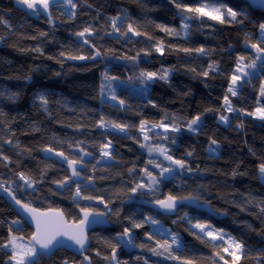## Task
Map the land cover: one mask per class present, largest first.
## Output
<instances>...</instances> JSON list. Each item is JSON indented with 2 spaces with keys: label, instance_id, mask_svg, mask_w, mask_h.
Returning a JSON list of instances; mask_svg holds the SVG:
<instances>
[{
  "label": "trees",
  "instance_id": "trees-1",
  "mask_svg": "<svg viewBox=\"0 0 264 264\" xmlns=\"http://www.w3.org/2000/svg\"><path fill=\"white\" fill-rule=\"evenodd\" d=\"M16 1L0 0V18L7 22H0V37L4 38L0 41V91L5 93L4 97H0V109L6 114L0 117V136L4 140L12 139L13 145L18 142L20 147L10 146L0 140V153L9 158L8 161L0 158V183L11 185L18 198L30 202L39 210L60 208L65 211L69 221L78 220L79 209L71 201L75 185L71 190L60 192L53 183L70 175L67 165L58 162L54 156L50 157L42 149L50 145L67 153L71 151L68 142L84 141L83 147L92 152L93 157L85 158L91 163L83 174L93 175L91 164L100 159L98 148L94 145L111 139L116 159L97 165L96 192L93 194L103 196L105 200H114L115 204L110 207H122V211L119 217H107L109 228H99L89 233L90 246L84 255L91 257L92 264H108L95 252L97 249L102 254L111 252L103 241L115 243L116 235L122 233L124 227H131L125 217L131 216L139 221L144 215L153 216L160 221L163 229L179 235L183 250L175 252V255L195 259L197 264H223L219 259V255H223L231 264V259L221 248H213L190 234V225L181 219L185 214L193 222L199 220L208 223L243 242L249 259L243 260L241 264H257L255 257L264 256V215L258 206L259 201L264 200V182L258 178L257 171V165L264 160V121L243 113H224L222 106L236 56L255 55L253 50L245 47L246 34L251 36V43L260 39L258 25L264 22V12L252 9L240 0H223L234 11L247 13L243 24H221L207 17L193 18L190 30L184 37L182 31L179 36L168 35L157 27L165 25L180 30L182 21L173 0H74L77 3L74 18H70L73 10L65 12L60 4L50 8L54 25L49 24L47 14L43 11L39 15L33 14L16 6ZM181 2L191 7L198 6V0ZM125 14L127 18L121 32L127 29L128 23H132L138 31L153 39L149 40L144 35L132 37L129 34L130 38L119 34L107 35L112 32L110 18ZM87 26L95 29V35L89 39L100 49L102 56L96 61L60 57L61 51L84 55L92 51L82 45L76 36ZM41 32H46L47 36H41ZM159 40L165 42L164 56L152 48ZM168 45L192 49L203 47L208 54L194 51L186 54ZM37 47L42 50V54L33 51ZM142 49L150 51L151 55L145 56ZM137 52H141L138 66L133 61L121 58L125 55L135 56ZM213 62L218 64V71L210 72L207 78L197 75ZM162 66L175 68L169 82L156 81L147 88L146 97L141 96V89L144 88L135 81L139 71L157 70ZM192 68L196 72L190 71ZM106 70L109 75L125 82V86L116 91L126 101L125 106L112 107V102L101 97L102 73ZM250 72V83L240 89L237 97H230L237 109L253 111L257 106L259 85L264 80V66L259 62ZM129 77H133L132 82L128 81ZM10 93L17 94L18 98L15 101L7 99ZM38 93L47 94L50 101L48 112L39 107V101L35 99ZM149 100L157 107L148 103ZM165 113L170 117L175 115L178 124L200 114L202 127L196 134L186 128H182L178 134H168L176 138V144L171 145L174 158H185L186 152H193L191 157H187L193 172H185L182 176L164 181L161 184L163 193L197 197L199 203L208 204L217 215L225 214V217L215 219L186 206H181L175 216H164L138 206L137 202L151 200L150 196L139 194L133 195L131 204L121 205V200L128 201V195H131L128 189L139 182V169L145 167L150 158L147 150L140 146L144 142L138 130L140 121H159ZM222 113L230 116L227 126L218 121ZM101 115L131 127L126 134L98 128L96 122ZM8 125L11 132L7 130ZM210 138L218 142L216 154L207 151ZM160 142L159 138L151 141L154 144ZM133 166L137 172L129 175L128 169ZM148 167L153 170L150 165ZM234 171L237 173L235 176L232 174ZM20 172L34 180H41L42 172L46 173L42 182L36 185L37 192H24L17 187L23 183L17 176ZM50 189L57 194L52 195ZM121 189L123 192L116 195ZM249 200L252 202L249 203ZM80 205L105 211L104 206L95 201H80ZM14 219L20 218L0 198V241L7 238L9 224ZM21 222L23 231L17 232L13 227V232L23 235L27 240L32 230ZM132 231L134 243H144L147 247L118 248L117 255L122 264L125 261L127 264H144L145 260L147 264H179L178 261L167 259L166 253L156 256L148 250L155 243L148 241L145 233H153L156 239H166L163 235H156L152 225L145 224ZM64 260L69 264H81L83 256L58 250L50 257L41 256L38 264H63ZM7 261L6 251H0V264Z\"/></svg>",
  "mask_w": 264,
  "mask_h": 264
},
{
  "label": "snow or ice",
  "instance_id": "snow-or-ice-1",
  "mask_svg": "<svg viewBox=\"0 0 264 264\" xmlns=\"http://www.w3.org/2000/svg\"><path fill=\"white\" fill-rule=\"evenodd\" d=\"M58 0H17V3L26 6L28 10H31L33 14L39 15L41 11L47 14L49 24L54 25V20L50 12V8L57 4ZM176 8L179 10L180 18L182 21L180 30L171 28L165 25H157L161 31L168 35L179 36L180 32L183 31L185 36H187L190 30V22L193 18L200 19L207 17L208 19L217 21L221 24L223 23H237L243 24L244 18L247 13L240 11H234L233 7H230L223 0H198V6L191 7L187 4L181 2V0H173ZM64 6V11L68 12L69 7L73 11L70 12V18H74L77 8V3L74 0H62ZM260 4L264 7V0H260ZM189 13L192 15H185ZM126 14L124 16H115L110 18V27L112 29L111 33H106L107 35L119 34L124 38H130L137 36H147L146 33L140 32L132 23H128L127 29L121 32V27L126 19ZM0 22L7 23L0 18ZM258 31L260 39L251 43V36L246 34L245 47L250 48L254 51V57H246L245 55H237L235 67L229 76V83L227 86L226 93L223 97V112L224 113H243L244 115L251 116L255 119L264 121V80L261 81L259 85V97L257 99V106L253 111H246L244 109H237L233 106L230 97H237L239 95L240 89L246 84L250 83L251 72L249 70L255 69L257 67V62L264 66V22L258 25ZM41 36H47L46 32H41ZM95 35V29L92 26L84 27L82 31L76 33V36L80 38L81 44L88 46L92 51L87 54H72L70 52L61 51L59 56L67 60H92L96 61L102 56V52L96 47L94 43H91L90 37ZM35 39V37H32ZM119 38V37H117ZM4 38L0 37V41ZM147 39L151 40L153 37L147 36ZM169 48H175L176 51H182L186 54L191 52H197L202 55H207L208 52L205 48H177L173 45H168ZM153 50L159 53L161 56L165 55V42L163 40L157 41L153 46ZM33 51L41 52L40 48H35ZM141 52L145 56L151 55V52L142 49ZM141 52H137L135 56L125 55L121 57L125 60L133 61L136 66L140 63ZM51 59V57H49ZM58 62H62L59 61ZM219 70L217 63L213 62L208 65V68L197 75H201L205 78L209 77L210 72H216ZM175 68L161 67L157 70L141 69L138 75L135 77V81H138L140 85L143 86L146 91L147 88L156 81H163L168 83L172 72ZM192 72H196L195 68L190 69ZM30 79V77L28 78ZM119 80L116 76L109 75L108 71L102 73V79L100 84V95L106 101L114 102L112 107L125 106L126 101L121 99L115 88L113 87V81ZM129 82L133 81V77L128 78ZM123 83V81H121ZM5 93L0 91V97H4ZM18 95L15 93H10L7 99L15 101ZM39 101V107L44 111L48 112V105L50 103L47 98L46 93H38L35 97ZM152 104V101H148ZM153 107L157 105L152 104ZM212 109H207L206 111H211ZM6 114L0 109V117ZM175 115L169 116L165 113V116L159 121H148L141 120L139 124V132L143 135V143L140 144L141 148H145L149 154V159L147 160L145 167L139 169L140 176L139 182H135L132 187L128 189V200L131 201L133 195L139 194L140 196H150L151 200L148 201L151 205L158 208L162 213H174L179 205L184 202H196L197 197L194 196H177L171 192L164 194L161 188V184L166 180L175 179L177 175H183L185 172L191 173L193 169L189 166L187 157L193 155L192 151L186 152L185 158H174L171 152V145L176 144V138L174 136H169V133H180L182 128H186L189 132H197L202 127V118L200 114L195 115L191 119L186 120L183 124H178L176 122ZM219 121L225 125L230 124V116L226 114L219 115ZM2 123V121H0ZM242 125H238L241 127ZM96 127L101 129H106L110 131H115L119 133H127L128 129L131 127L127 123L117 122L114 120L106 119L103 115L100 116L99 120L96 122ZM158 129H162L163 132H158ZM7 130L11 132L10 125L7 126ZM36 130H39L38 128ZM151 133L152 135H149ZM12 135H15L12 132ZM154 138H159L160 143H151ZM0 140L4 143L19 148L20 145L16 142L13 145L12 139L4 140L0 136ZM84 141L68 142V148L71 150L65 152L64 150H57L52 146H45L42 151L49 156H54L58 158V162L67 165V169L70 171V175H65L63 179L55 180L53 183L56 185L58 191L71 190L72 186L75 185L74 191L71 192V201L82 213V218L78 220H71L66 216L63 209L60 208H50L48 211H40L38 208L33 207L30 202H25L22 198H18L16 191L13 190L11 185L6 186L5 183H0V190L7 194V196L15 202L19 208L31 218V221L35 224V231H33L30 236L25 241L23 235H16L13 232V227H15L17 232H22V222L20 219H14L10 222L8 227V236L6 239L0 241V251H6L8 254V261L5 264H38L39 258L42 255L51 254L52 251L57 248V246H62L65 241H70L71 244L75 245L80 253L83 255L88 250L90 245V237L88 235V228L91 224L96 223L97 217H109L115 215L120 216L122 211L121 208H113L110 205L115 204L114 200H105L103 196L95 195V171L97 165L101 164L102 160L107 159L109 161L115 160L116 156L114 154V146L111 139L106 140L99 145H94L98 148V153L100 159H96L94 164H91V171L93 175L83 174L88 168L91 161L86 160V157H93V153L88 151L83 147ZM219 145L215 139L210 138V143L207 151L210 154H216ZM255 155V153H253ZM0 158L8 161L7 156H3L0 153ZM162 158V159H161ZM164 162H168L165 164ZM151 166L153 170L158 169V172L150 170L148 166ZM198 171V169H197ZM258 178L264 182V160H262L257 165ZM137 172L135 166L128 169L129 175ZM233 176L237 175L234 171ZM46 173L42 172L41 180H34L32 177L26 175L24 172L17 174L18 179L23 183L17 185L19 189L24 192L31 190L32 193L38 191L36 185L42 182L43 176ZM104 179V177H101ZM15 183V182H12ZM52 195H56V191L49 190ZM123 190H118L116 195H119ZM80 201H95L98 204L104 206L105 211H96L91 207L81 206ZM126 201L121 200L120 203L123 205ZM249 203L252 201L249 200ZM260 213L264 215V200L259 201ZM243 210V209H242ZM129 221L131 227H124L122 233H118L115 237V243L111 240H104L103 242L111 249L108 254H102V252L97 249L95 255L101 257L103 260L107 261L108 264H122L117 255V249L122 246H132L144 249L147 247L144 243L135 244L133 240V229H139L145 226V224L152 226H159L160 221L151 215H144L143 219L137 221L134 217H125ZM181 219L186 220L190 225V234L193 235L197 240L202 243L209 244L213 248H221L222 252L226 253L231 257V264H241L243 260L249 259V254L245 248V245L240 240L232 237L224 232L223 229H215L212 225L208 223L196 220L193 222L192 218L185 214ZM176 223V221H173ZM198 230V231H197ZM164 231L170 236L169 239H156L155 235L151 232L145 233L146 239L148 241H154L155 246L149 248L148 250L156 256H162L167 254V259L178 261L179 264H197L195 259H189L186 257L175 255L177 251L183 250V245L180 242L179 235L171 230H162L160 227L155 228L156 235H163ZM219 255V253H217ZM140 259V257H137ZM219 259L223 261V264H229V261L224 258L223 255H219ZM257 264H264V256L255 257ZM63 264H69L67 260L63 261ZM81 264H92V259L88 255H83V260ZM127 264V262H123ZM147 264V261H144Z\"/></svg>",
  "mask_w": 264,
  "mask_h": 264
},
{
  "label": "water",
  "instance_id": "water-1",
  "mask_svg": "<svg viewBox=\"0 0 264 264\" xmlns=\"http://www.w3.org/2000/svg\"><path fill=\"white\" fill-rule=\"evenodd\" d=\"M245 2L246 4H248L252 9L254 10H258V11H262L264 12V7L261 6L260 4V0H240ZM0 198H2L9 206H11V208L14 210V212L17 214V216L27 225L29 226V228L33 231H35V224L31 221V218L29 216H27V214H25L18 205L15 204L14 201H12L6 193H4L2 190H0ZM132 201H126L124 204L129 205L131 204ZM138 206H143L146 207L152 211H155L157 213H160L164 216H175L177 210L181 207V206H186L189 207L191 209H194L198 212L201 213H205L215 219H221L223 217H225V214H220L217 215L208 204L205 203H199L198 201L196 202H184L183 204L179 205L178 208L175 210L174 213H162L158 208L154 207L153 205H151L148 202H137ZM40 211H48V210H40ZM80 218H82V213L78 212ZM97 222L93 223L89 226L88 228V235L92 230L95 229H99V228H109L110 227V223L107 219V217H97L96 218ZM90 246V245H89ZM89 249V247H88ZM58 250H64L67 251L75 256H83L85 253H83V255L80 253V251L78 250V248L71 244L70 241H65L64 244L62 246H57V248H55L51 254H46V255H42L45 257H50L53 255L54 252L58 251Z\"/></svg>",
  "mask_w": 264,
  "mask_h": 264
},
{
  "label": "rangeland",
  "instance_id": "rangeland-1",
  "mask_svg": "<svg viewBox=\"0 0 264 264\" xmlns=\"http://www.w3.org/2000/svg\"><path fill=\"white\" fill-rule=\"evenodd\" d=\"M15 4H16V6H18V7H20V8H22V9H25L26 11H30L31 12V10H28L27 8H26V6H23V5H21V4H19V3H17V1L15 2ZM57 4H60L61 6H63V4H62V0H58V2H57ZM64 7V6H63ZM69 11H70V7H69ZM182 34H183V36L185 37V34H184V32L182 31ZM257 63H259V62H257ZM250 71V70H249ZM125 86V82L123 81V83H121V81L120 80H117V81H113V87L115 88V90L117 91V89H119V88H121V87H124ZM133 91V90H132ZM141 91H143L142 92V94H141V96H143V97H146V95H147V93H148V91L146 90H142L141 89ZM133 93H136L135 91H133ZM137 94V93H136ZM111 102V101H110ZM112 103H114V102H112ZM259 120V119H258ZM218 121H219V119H218ZM219 123L221 124V125H223V126H227V125H225L224 123H222V122H220L219 121ZM187 130V129H186ZM158 132H163V130L162 129H158L157 130ZM188 131V130H187ZM198 132V131H197ZM197 132H191V133H194V134H196ZM102 162H110L109 160H107V159H104V160H102ZM166 163H168V162H166ZM156 227H160L162 230H166V229H163L160 225L159 226H153V228H154V230H155V228ZM198 231V230H197ZM163 236L166 238V239H169L170 240V236H168L167 235V232L166 231H164V234H163ZM27 240L25 239V241L24 242H26ZM126 247H131V246H126ZM227 257H229L226 253H224ZM230 259H231V257H229Z\"/></svg>",
  "mask_w": 264,
  "mask_h": 264
}]
</instances>
